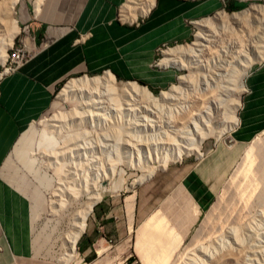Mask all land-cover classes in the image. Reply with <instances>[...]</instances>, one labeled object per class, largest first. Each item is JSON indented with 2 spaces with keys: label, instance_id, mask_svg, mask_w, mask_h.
<instances>
[{
  "label": "rangeland",
  "instance_id": "1",
  "mask_svg": "<svg viewBox=\"0 0 264 264\" xmlns=\"http://www.w3.org/2000/svg\"><path fill=\"white\" fill-rule=\"evenodd\" d=\"M8 1L9 0H0V23L1 27L4 29L6 25L5 23H7L6 20H8V18L17 20L16 24L18 27V34L17 37L15 35L12 40L11 44L13 47V45L17 44L18 39L28 36V25L33 23L35 19L32 6L34 0H17V3L11 10L8 9ZM218 1L222 4V6H224V0H222L223 2L220 0ZM236 1L244 4L241 9L227 12L224 10V7H222L208 17L194 20V24L192 25L193 36L190 38V40L183 44L169 45L167 46V49L163 51L161 56L162 58H166V52L169 49L183 46L184 50H188L200 33V22L206 18H216L214 27L212 29L209 28V31L211 32H209V41L205 43L206 49L204 53L191 60L189 55L192 56V54L190 52L188 57L184 55V58H181L183 60L181 61L182 68L173 66V68L176 69L177 77L172 86L178 85L179 78L183 76L186 78L188 77L189 81L185 86H181L183 88L180 87L176 97H174V99L168 100L163 107H155L152 105L150 100L148 101L142 98H139L138 100V97L126 98L120 95L119 92H117L116 95V91L114 93L109 92L107 91V88H104V86L98 88L97 91H94L95 93L91 92L87 94L86 92L81 93L80 91H73L69 95H65L66 97L62 96V91L68 85L67 83L71 80L80 79L85 76L88 79L101 76L105 77L107 74H109L107 72L96 75H76L64 79L56 86L52 95L50 107L43 115L31 122L30 125L24 130L16 144L14 143L15 146L13 145L2 168V172H4L6 178L4 176L3 177L7 180V183L23 194L20 195L25 201L28 212L29 205H31L32 208V203H35V219L33 221L28 219V226L30 227L28 240L31 248L33 245V251L36 256H33L32 252V259L24 264H60L58 259L60 256H62L64 251L62 241L66 237L65 234L69 233L71 230L69 225L70 217L74 212H76V210L79 209V205L82 204L81 201L77 199L74 201L76 204L73 203L72 205L71 203V205H65L64 209L58 215L53 216L52 214L50 202L51 195H53L51 193L54 190L53 187L55 183L51 182L49 184H44L41 182L42 177L45 175L52 177V171L48 169L47 165L49 160L47 159V156L42 154L43 152L41 153V150L39 149L40 134L44 129L43 122L57 119V116H60V114L73 116L77 115L79 121H81L79 123V127L81 125L82 128L84 123L87 124V121L95 122L98 120L96 123H99V125L102 126L101 132L106 130V132L109 134L114 135L112 136L114 140H111V142L115 144V149L111 158L116 163L115 172L121 171L120 186L119 189L114 192H102L98 202L100 203L105 199L114 201L113 204L108 203L110 208L112 205L116 208L123 196L131 194L132 191H134V189L141 184V182H145L144 180L148 179L159 169L165 168L166 165L172 164L179 160L194 162L199 161V159L193 155L195 153L194 151L187 153L182 152L181 157L177 160H170L169 155H175L178 153L179 148H182V146H187V144L193 140H197V137H190L188 133H185L187 132L186 130L190 131L192 129V127H190V124L193 125V122L191 123L192 119H198L197 117L200 114L201 117H205L207 114H205L204 111L208 110L207 113L209 111L211 112L210 108L212 106L210 103H208L209 100L218 97L220 100H222L228 89L230 98L227 99V102L223 104V107L225 109L224 112L226 113L225 117L228 118V123L226 124L229 125L232 120V111L236 105H239L241 90L243 89L242 83L245 75L264 56V0ZM251 7H256L257 11L255 13H249V16H246L245 20L241 22L235 23L228 18L226 19V17L218 18V14L222 12L227 15H232L234 13L245 11ZM122 9L123 8L121 7L120 16L122 15ZM137 11L138 9H130L126 16L127 18H121L125 21H131L135 19V17L139 16L138 13H140V11ZM1 13H3V16H1ZM3 33L4 32H1L0 34L2 35ZM188 46L190 47L188 48ZM6 53H9V49L6 51ZM164 60L165 59H163V62ZM194 61L196 62V67L192 68L193 65L190 62ZM168 66L171 65H167L166 67ZM211 74L216 75V77H219L218 74H222L223 78L213 77L214 80L211 81ZM110 78L111 80H115L112 75H110ZM113 82L117 86L133 83L122 82L118 80ZM137 85L145 88L140 84ZM172 86L170 85L160 92L153 93L149 90L147 91H149L154 96H158L161 92L168 91ZM209 86L210 89L207 91V87ZM113 88L114 87H109L111 90ZM107 92L113 94L110 95ZM220 92L221 94H219ZM89 100L103 101L104 103L101 106L102 109L97 111L95 109L84 110V106L81 105ZM192 102L196 105L193 106V108L196 109L192 110V113L196 112V114L193 113L194 117L191 118L188 116V114L186 119L181 117L179 118L176 114L178 111L176 108L178 106H192ZM203 103H205L206 107H203L204 105L202 106ZM199 105H201V107ZM204 108L205 110L202 111ZM146 118H148V120ZM172 118L173 120H171ZM65 120V126L67 129L68 123L66 124V122L69 121L67 119ZM222 121L226 122V118H224ZM172 123L174 124L172 125ZM176 123L178 124L176 125ZM228 125H225V127ZM234 129L235 128L232 130L224 129V132L219 135L221 137L217 141V144H215L214 140L212 139L217 137L209 136L204 138L200 145L199 152L201 153L202 157H207L210 155L218 146H222L225 149L237 147V149L241 150L240 154L242 156L240 155L239 160L233 167V172L231 171L232 174L230 173L231 175H227L223 180L221 174L216 175L215 182L217 187L212 191L214 194L212 201L209 206L200 214V216L195 219L192 225H188L187 221L184 222L185 220L181 221L175 219H171L169 221V224L173 226L172 229L168 230V226L165 225V229L167 230H165L164 233L167 232V234H163L164 240L176 242L175 244L177 245L172 246L178 249L176 252L174 251V255L170 257L171 259L169 263L167 261V264H195L192 261H196L197 256L201 257L200 253L203 252L202 250L210 254L207 252L208 249L213 256L210 255V258H208L209 260L206 259V262L204 261L205 263L203 262L204 259L202 260L201 257L200 261H202L203 264L217 262L220 259L219 257H224L225 255L227 256V254H230V252L231 254H228V256L237 255V258L239 257V259L236 261L240 264H242V262L243 264H264V171L261 170L259 173L257 172V169L261 166L262 159L264 160V131L258 133L256 137H253V139H250L243 144H234L230 139L231 132ZM63 130L64 129H62L61 133ZM167 136L169 137L167 138ZM116 137L118 138L116 139ZM183 137H185L187 140ZM173 138L176 139L173 141ZM27 139L29 142H31L29 143L26 154L23 157V155L20 154V151L25 147ZM251 143L255 144V149L260 147L261 150V153L257 155L256 160H253L254 165L252 169H250L252 171L249 173V176H242V172L235 174L234 176V172L243 157L244 149L247 148ZM147 148H149V151H147ZM138 152L139 154H137ZM129 153H131V157L126 162H121L120 164L116 162V155L125 157V155ZM166 158H168L166 165H163V162ZM59 163H62V161ZM59 173L57 172L56 178H61L63 176V173L60 175ZM114 177V179L117 178L116 175ZM108 184L109 182L105 181L104 185ZM68 185L70 186L69 189L71 190H69V192L67 190L68 194L66 196L75 198L77 194L75 184ZM56 186L57 185H55V187ZM65 197H61V199L67 201L70 200L69 198ZM91 212L86 218L85 225L88 224ZM153 214H158V212ZM157 218H160L159 214L157 215ZM139 227L136 228L134 226L133 228H136L137 230ZM160 231L161 230H158V233L156 234L159 235ZM81 237H84L83 234L80 235L75 244V258L72 261H67L66 264H150V261L154 264L166 263L160 258H156L158 255L154 250V252L151 251L153 248H160L162 245L156 240H152L149 242V244L146 243L144 246L142 245L141 248L143 250L146 249V251H142L141 249L139 251L136 250L137 248L135 245L133 247L134 231L130 232L128 246H126L124 250L118 248L119 244L116 245L115 242H112L104 248V251L100 255H97L96 252V249L100 248V245L96 244L94 239H91L90 243L88 236L86 239L85 237ZM173 238L174 240L176 239V241H174ZM210 239H212L213 242ZM79 241H81L80 246L78 245ZM216 241H218V243ZM177 242H179L180 246H178ZM85 244H87V247ZM168 244L170 243L168 242ZM144 247L146 248L144 249ZM195 247L203 248H201L199 251V248L195 249ZM204 247L208 249L206 250ZM82 248L87 249L84 252V249L82 250ZM241 248L244 252L241 251ZM250 248L252 249L250 250ZM35 250H37L36 253ZM193 250L195 251L193 252ZM233 250L235 254L233 253ZM187 251L191 252L187 254ZM217 251L221 254H219ZM139 253H147L148 257L146 256L147 258L142 259V256ZM157 253L160 254L159 252ZM204 253L205 252H203V254ZM153 256L155 258H153ZM194 257L195 259H193ZM189 258L191 260H189ZM202 262H199L198 258L196 264H201Z\"/></svg>",
  "mask_w": 264,
  "mask_h": 264
},
{
  "label": "crops",
  "instance_id": "2",
  "mask_svg": "<svg viewBox=\"0 0 264 264\" xmlns=\"http://www.w3.org/2000/svg\"><path fill=\"white\" fill-rule=\"evenodd\" d=\"M16 3L9 0L8 9ZM127 3L43 0L38 16L32 4L35 19L28 25V36L22 38L28 59L0 76V264H24L32 259V252L36 256L28 240V219L33 221L35 214L31 205L28 212L23 194L7 183L2 168L24 130L50 107L56 86L76 75L107 72L115 80L140 84L150 92L163 91L177 76L173 66L166 67L159 48L187 43L193 36L194 20L224 7L218 0H153L152 5L149 0H137L130 9L141 12L151 7L145 15L138 13L125 21L120 9ZM8 20L4 29L0 23V33L7 36L13 30L17 37V24ZM242 87L237 124L230 135L234 144L264 131V56L245 75ZM212 139L217 144L220 137ZM240 151L218 146L207 157L193 154L197 162L179 160L166 165L123 196L116 208L108 206L114 202L110 199L96 204L83 236L100 245L96 249L100 255L112 242L124 250L131 231L134 247L136 228L155 212L169 229L173 228L171 219L192 225L212 201L216 175L221 174L222 180L231 175Z\"/></svg>",
  "mask_w": 264,
  "mask_h": 264
},
{
  "label": "bare ground",
  "instance_id": "3",
  "mask_svg": "<svg viewBox=\"0 0 264 264\" xmlns=\"http://www.w3.org/2000/svg\"><path fill=\"white\" fill-rule=\"evenodd\" d=\"M136 1L137 0H128L127 5L124 6L123 11H122V14H125V15H123L124 18H127L126 16L129 13L128 11L131 8V4L135 3ZM149 1H150V4L152 5L153 0H149ZM42 2H43V0H34V3H33L34 4V13L36 16H38V14L40 13ZM11 3H13V2H11ZM151 5L146 10H141L139 15L140 14L145 15L148 12V9L151 7ZM8 8H9V6H8ZM11 9H12V6H11ZM256 11H257L256 7H251L245 11H242L239 13H234L232 15H227L224 12H222V13L218 14V18L226 17V19L228 18L232 22L237 23V22H241V21L245 20L246 16H249V13H255ZM8 19H9L8 20L9 23H17V21L15 19H12V18H8ZM214 23H216V18H206L203 21H201L199 24L200 33L196 37V40L191 44L192 46L191 47L188 46V48L190 47L188 50H184L182 45H181L182 47H175V48L169 49L166 52L167 57L164 60V61H166V64L182 68L181 61H183V60L181 58H184V55H186L188 57V54L191 52L192 56L189 55L191 60H193L194 58H197L199 55H202L206 49L205 43H207L209 41V36H210L209 32H211V31H209L210 30L209 28L212 29L214 27ZM15 35H16V31H13V30L10 33L7 32V36L0 34V39L2 41L1 42V48H0L1 49L0 50V63H3V61L6 57V51L12 45L11 43H12V40H13ZM163 51H162V53H163ZM190 63H192V65H193L192 68L196 67L195 61L190 62ZM190 69H191V67H190ZM105 75H103V76H105ZM218 75H219V77H216V75L211 74L210 75L212 77L211 81L214 80L213 77L223 78L222 74H218ZM113 81H115V80H111L109 74H107L105 77L101 76V77H96L93 79H88L85 76V77L80 78V79L71 80L70 82L67 83L68 85L62 91V96L66 97L67 95H69L73 91H80L81 93L86 92L87 94H89L91 92L95 93L94 91H97L98 88L104 86V88H107V91H109V92L114 93L116 91L115 94L117 92H119L120 95H122L126 98L138 97V100H139V98H142V99H145L148 101L150 100L153 106L163 107V106H165V103L168 100L174 99V97H176L177 92H179V90H180V87L185 86L187 84V82L189 81V79H188V77L186 78L185 76L180 77L178 85L172 86L168 91L161 92L158 96L152 95L149 91H147L146 88H142V87L138 86L136 83H130V84L128 83L125 85L122 84V85L117 86ZM220 81H222V80H220ZM109 87L110 88L114 87L113 88L114 90L109 89ZM181 88H183V87H181ZM209 89H210V86L207 87V91ZM228 90H227V93L224 95L222 100H220L219 97L209 100L208 103H210V105L212 106L210 108L211 112L209 111L207 113L208 110L204 111L205 108L202 109V111H204L205 114H207V115H205V117H201V114H200L197 117L198 119L193 118L194 117L193 115L196 114V112L195 113L193 112L194 114L192 113V110L196 109V108H193V106H196L195 103H193V102H192V104H193L192 106L186 105V106H180V107L178 106L176 108L178 110L176 112V114L179 118L181 117L183 119L184 118L186 119V116L188 114H189L188 115L189 117L193 118L192 121L189 120V121H191V123L193 122L192 123L193 125L190 124V127H192V129L190 131L186 130L187 132H185V133H188V135L190 137L191 136L197 137V140H193L192 142L187 144V146H182V148H179L178 153H176L175 155H173V154L169 155L170 160L179 159L181 157L182 152L187 153V152L194 151L195 153H198L199 149H200V145H201L204 138L209 137V136H215V137L219 138V137H221L219 135L224 132V129L225 130H232L233 128L236 127V124H237L236 111L238 108L237 105H236V107H234V109L232 111L231 122L229 123V125L226 124V123H228L227 122L228 118L225 117L226 113L224 112L225 109L223 107V104L226 103L227 99L230 98V93L228 92ZM109 92H107V93L110 94ZM213 92H214V90H213ZM113 93H111V94H113ZM219 94H221V92ZM211 97H213V96H211ZM128 101H129V99H128ZM103 103L104 102L100 101V100H97V101L89 100V101L84 102L81 106H84V108H83L84 110L85 109H87V110L88 109H95L97 111L99 109L100 110L102 109L101 106L103 105ZM199 104H200V102H199ZM199 106L201 107V105H199ZM202 106L206 107L205 103H203ZM197 107H198V105H197ZM198 109H200V108H198ZM95 114H97V113H95ZM169 114H170V111H169ZM57 117H58L57 119L51 118L52 120L44 121L43 122L44 129H43V131H41V134H40L39 149L41 150V153L43 152L42 154L47 156V159L49 160V162L47 164L48 169L52 171V175H51L52 177H48L47 175H45L42 177L41 182L44 184H49L51 182L55 183L54 187H53L54 190L51 193L53 195H51V202H50V207H51V211H52L53 216L58 215L64 209L65 205H71V203L73 205L74 201H76L77 199H79L82 203L81 205H79V209L76 210V212H74L72 214V216L70 217L69 225H70L71 230H70V232L68 231L69 233L65 234L66 237L62 241V246H63L64 251L62 253V256L59 257L58 261L60 262V264H66L67 261H72L75 258V253H76L75 244H76L77 240L79 239L80 235L84 232L86 218L90 214L92 207L96 203L99 202L100 197H101V193L102 192H114L117 189H119L121 171L115 172L116 163L111 158L113 151L115 149V146H114L115 144H113V142H111V140H114V138H112V136H114V135L109 134L108 132H106V130H103V132H101L102 126L99 125V123H96V121L98 122V120H96L95 122L94 121L93 122L87 121V124L84 123L82 128H81V125L79 127V123L81 121H79L77 115L73 116V115H67V114L66 115L60 114V116H57ZM224 118H226V122L222 121ZM65 119H67L69 121V122H66V124L68 123L67 129L65 126V121H66ZM146 119L148 120V118H146ZM144 120H145V118H144ZM171 120H173V118ZM183 122H184V120H183ZM178 123H176V125ZM173 124L174 123H172V125ZM84 125H86V126H84ZM225 125H228V126H226L227 128L225 127ZM190 127H188V128H190ZM221 127H225V128H221ZM181 128H183V127H181ZM184 128H185V126H184ZM62 129H64V130L61 133ZM118 137H116V139ZM168 137L169 136H167V138ZM183 138H185V137H183ZM174 139H176V138H173V141H174ZM26 141H27V143L26 144L24 143L25 147L20 151L21 152L20 154L23 155V157L25 156L26 151H27L28 146H29V143L31 142V141L29 142L28 139ZM115 141H117V140H115ZM189 141H191V140H189ZM162 142H164V141H162ZM186 142H188V141H186ZM117 145H118V143H117ZM168 146H169V143H168ZM255 147H256L255 144L251 143L246 148V150L243 154V157H242L238 167L236 168V170L234 172V176H235V174H239L241 172H242V176H249V173L252 171L250 169H252V167L254 165L253 160L254 159L256 160L257 155H259L261 153L260 147H257L256 149H255ZM149 148H147V151H149L148 150ZM131 153L125 155V157L116 155V158H117L116 162H118L119 164L121 162H126L128 159H130ZM150 153H151V151H150ZM137 154H139V152ZM137 156H139V155H137ZM167 159L168 158L165 159V161L163 162L164 163L163 165H166ZM61 161H62V163H59ZM257 170H258L257 171L258 173L261 170L264 171V160L263 159H262L261 166ZM57 172L58 173L60 172L59 175L61 173H63V176L61 178L60 177L56 178ZM115 175L117 176L116 179H114ZM64 177H65V179H64ZM112 178H113V180H112ZM105 181H108L109 184L104 185ZM68 184H75L77 194H76V197L72 196L75 198H71V196H66L68 194L67 190H68V192H69V190H71V189H69L70 186ZM55 185H57V186L55 187ZM69 194H71V193H69ZM71 195H73V194H71ZM261 195H262V193H261ZM61 197L62 198L63 197L69 198L70 200L69 201L63 200V199H61ZM131 199H132V195L130 197V200ZM34 204L35 203L33 202L32 203V206H33L32 212H34V209H35ZM74 204H76V203H74ZM127 208H128V210H130V208H131L130 203L127 204ZM35 215H36V213H35ZM33 216H34V214H33ZM157 229L161 230L159 235L156 234V233H158ZM165 230H167V229H165V223L163 222V224H162V222H160V218H157L156 214L151 215L136 230V240H135V247L137 248L136 250L139 251L141 249L142 251H146V249H145L146 247H144L145 250H143L141 248L142 245L144 246V245H146V243L149 244L150 241L156 240L159 242V244H162V245L160 248L156 247V249L153 248L151 251L152 252L155 251V253L158 255V256H156V258H160L162 261L166 262L164 264H167V261L169 263V261L171 259L170 257L172 255H174L173 253H175L176 250H178V249L176 247H173V246L177 245V244H175L176 242H173L170 240L169 241L164 240L163 234H167V232L164 233ZM168 230H170V229L168 228ZM168 235H167V239H168ZM218 235H220V234H218ZM173 240H174V238H173ZM210 240H212V239H210ZM214 240H216V239H214ZM174 241H176V239ZM168 242L171 245L168 244ZM212 242H213V240H212ZM216 242L218 243V241H216ZM177 243H178V246H180L179 242H177ZM169 247H171V248H169ZM213 247L215 248L214 245H213ZM150 248H152V247H150ZM198 248L200 251L201 248H203V247H197V248L195 247V249H198ZM204 248L206 249V247H204ZM251 249L252 248H250V250ZM194 251L195 250H193V252ZM202 251L206 253V251H204V250H202ZM241 251H243V249ZM241 251H240V253H241ZM157 252H159L160 254H158ZM187 252H188L187 254H189V252H191V251H187ZM203 252L200 253V256L202 258L196 255L197 260L199 258V262H202V261H200V258L202 260L204 259L203 262L204 261L206 262V259L210 258L209 256L211 255V252L209 251V249L207 250V252H209L210 254H208V253L203 254ZM233 253H234V250H233ZM139 254H141L142 259H145L148 257L147 253H144L145 255L142 253H139ZM195 254H197V253H195ZM219 254H221V253H219ZM224 254H227V253H224ZM228 254H227V256L225 255L224 257L223 256L219 257L220 258L219 261L213 262V263L210 262V263L211 264H234L238 261L239 257L237 258V255L236 256L235 255L234 256H232V255L228 256ZM230 254H231V252H230ZM239 255H241V254H239ZM211 256H213V255H211ZM153 258H155V257L153 256ZM193 259H195V257ZM189 260H191V259L189 258ZM197 260L196 261L194 260L192 262H194L196 264ZM203 262L201 264H203ZM239 262H241V261H239ZM149 263L154 264V263H151V261ZM198 264H200V263H198ZM236 264H240V263L237 262ZM242 264H243V262H242Z\"/></svg>",
  "mask_w": 264,
  "mask_h": 264
},
{
  "label": "built area",
  "instance_id": "4",
  "mask_svg": "<svg viewBox=\"0 0 264 264\" xmlns=\"http://www.w3.org/2000/svg\"><path fill=\"white\" fill-rule=\"evenodd\" d=\"M165 49H167V47L159 48L158 54H161L162 51ZM27 59H28V54L25 50L23 40L18 39L16 45H13V47L12 45L10 46L9 53H6V57L3 63L0 65V76L4 74L12 73L21 64H23Z\"/></svg>",
  "mask_w": 264,
  "mask_h": 264
},
{
  "label": "trees",
  "instance_id": "5",
  "mask_svg": "<svg viewBox=\"0 0 264 264\" xmlns=\"http://www.w3.org/2000/svg\"><path fill=\"white\" fill-rule=\"evenodd\" d=\"M243 5H244L243 3L236 2L234 0H228L224 5V10L227 12L236 11L241 9Z\"/></svg>",
  "mask_w": 264,
  "mask_h": 264
},
{
  "label": "water",
  "instance_id": "6",
  "mask_svg": "<svg viewBox=\"0 0 264 264\" xmlns=\"http://www.w3.org/2000/svg\"><path fill=\"white\" fill-rule=\"evenodd\" d=\"M225 1V3L228 1V0H224Z\"/></svg>",
  "mask_w": 264,
  "mask_h": 264
}]
</instances>
